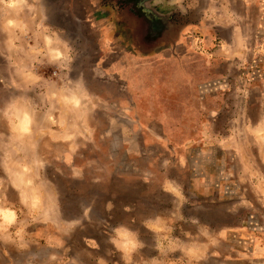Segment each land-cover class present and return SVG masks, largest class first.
<instances>
[{"label": "rangeland", "instance_id": "1", "mask_svg": "<svg viewBox=\"0 0 264 264\" xmlns=\"http://www.w3.org/2000/svg\"><path fill=\"white\" fill-rule=\"evenodd\" d=\"M0 208V264H264V0H0Z\"/></svg>", "mask_w": 264, "mask_h": 264}, {"label": "bare ground", "instance_id": "2", "mask_svg": "<svg viewBox=\"0 0 264 264\" xmlns=\"http://www.w3.org/2000/svg\"><path fill=\"white\" fill-rule=\"evenodd\" d=\"M28 116H25V115H23L22 117H21V125H20V130L21 129H24L25 127H26V125H27V123H28ZM25 182L23 183V185L25 184V183H29L28 182V180H24ZM21 182V181H20ZM25 186V185H24ZM36 199H37V197H36ZM34 202V201H33ZM36 202V201H35ZM38 202V201H37ZM48 208V207H47ZM47 211V210H46ZM44 212V211H43ZM45 214H47V213H45ZM0 215H2L3 217H4V219H6V220H9V219H11V218H13V216H14V212L12 211V210H3V209H1L0 208ZM45 216V215H44Z\"/></svg>", "mask_w": 264, "mask_h": 264}, {"label": "water", "instance_id": "3", "mask_svg": "<svg viewBox=\"0 0 264 264\" xmlns=\"http://www.w3.org/2000/svg\"><path fill=\"white\" fill-rule=\"evenodd\" d=\"M50 1H53V0H50ZM53 19H55V21H57V23H59V24H63V22H66L67 24H70V26L72 28V31L74 30L73 29L74 24H73L72 20L63 21L62 15H59V14H55Z\"/></svg>", "mask_w": 264, "mask_h": 264}]
</instances>
